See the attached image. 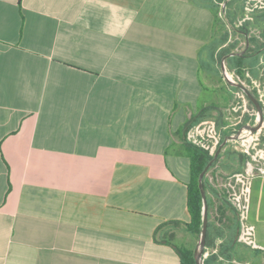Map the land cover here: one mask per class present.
Here are the masks:
<instances>
[{"label": "crops", "instance_id": "0c3cea01", "mask_svg": "<svg viewBox=\"0 0 264 264\" xmlns=\"http://www.w3.org/2000/svg\"><path fill=\"white\" fill-rule=\"evenodd\" d=\"M227 1L229 23L255 24L247 0ZM216 7L0 0V264H181L175 247L195 252L200 238L188 227L186 131L205 119L224 135L204 179L205 253L264 264V178L250 189L253 248L238 242L219 188L246 158L228 141L238 88L224 81L223 63L240 61L221 58ZM236 35L245 45L234 53L257 77L264 43Z\"/></svg>", "mask_w": 264, "mask_h": 264}, {"label": "built area", "instance_id": "2783aa9c", "mask_svg": "<svg viewBox=\"0 0 264 264\" xmlns=\"http://www.w3.org/2000/svg\"><path fill=\"white\" fill-rule=\"evenodd\" d=\"M252 1V4L247 2V6L250 9L248 11L249 14L255 10L263 11L264 0ZM227 3V0H217L218 18L227 24L226 28L229 33L227 46H229L233 40L234 29L228 22ZM260 40H262L261 36ZM223 67L225 68L223 73L224 81L239 84L245 91L251 93L263 111L261 126L255 132H250L248 127L255 128L259 123L258 111L245 91L237 89L234 92V100L228 110L229 128L234 129L232 137H235L240 132L239 137L232 141L245 156V166L240 172L228 175L225 178H219V188L238 217V242L247 248H253L256 244V237L254 228L249 222L250 189L254 179L258 177L264 178V56H262L258 65L257 77H254L251 71L246 68H242V74L241 71L239 73L237 70L227 68L225 63H223ZM242 124H246V127L239 130ZM186 141L191 146L206 153L209 158H214L222 146L224 135L215 119H205L187 129ZM214 254L218 255V251L215 250ZM207 257L208 253H205L204 260ZM220 260L226 262L224 258H220Z\"/></svg>", "mask_w": 264, "mask_h": 264}, {"label": "trees", "instance_id": "16d2710c", "mask_svg": "<svg viewBox=\"0 0 264 264\" xmlns=\"http://www.w3.org/2000/svg\"><path fill=\"white\" fill-rule=\"evenodd\" d=\"M219 1H223V0H219ZM247 1H248V4L253 3L252 0H247ZM216 9H217V22H218V25L220 26V30L222 31L221 38H220L221 39L220 44L218 46H223L229 41V33L228 31H225L223 27L224 25L222 24L221 20L218 18V8L216 7ZM251 14L253 16L252 18L255 23L253 24V28L261 27L262 28L261 37L264 38V7H263V11L255 10V11H252ZM259 16H262V17H259ZM259 20H260V23H258ZM230 24L234 29V34H236V31L241 30L247 36L250 35V30L247 28L248 26H251L250 24L248 23L245 24V27H242V26L240 27L239 25L233 22H230ZM252 39H253L252 37H250L249 39L250 45L257 46V43L259 42L261 43V41H258L255 38L254 39L255 41H257V43L253 41ZM235 47H236L235 44L229 45L228 47H226L227 49L223 50L221 54V58L233 54L235 52ZM232 59H235L240 62H238L236 66H233V67L231 66L230 69L237 70L239 73H241L240 70L243 67L242 66L243 64L241 62L242 59L237 58V57H234ZM188 145H189V154H190L191 162H192V183L189 187V197H188V209H189V213L191 215L192 220H191V223L188 225V227L192 233L199 236L201 232L202 222H203V215H202L203 199H202L201 191L199 188V178H200V175L203 173V171L208 166V164L213 160V158H209V156L203 151L191 146L190 144ZM204 187L206 190L205 183H204ZM206 247L213 248V244L210 242L209 235L207 236ZM175 248L179 256L181 257V264H196L194 251L186 249V248H179V247H175ZM220 258H224L226 262L221 261ZM228 262L229 263L233 262V257L228 255L224 250H220L219 255L209 256L208 259L205 260L204 264H227Z\"/></svg>", "mask_w": 264, "mask_h": 264}, {"label": "water", "instance_id": "95a60500", "mask_svg": "<svg viewBox=\"0 0 264 264\" xmlns=\"http://www.w3.org/2000/svg\"><path fill=\"white\" fill-rule=\"evenodd\" d=\"M240 56V54L237 53H233L227 57H237ZM225 71V68L223 67V72ZM231 85L237 87L240 90L245 91L239 84L236 83H232L230 82ZM249 97V99L251 100V102L253 103V105L256 107L258 114H259V123L257 125V127H248V129L250 130V132H255L257 130V128L259 126H261L262 122H263V111L262 108L260 106V104L258 103V101L256 100V98L249 92L245 91ZM240 135V132L237 133V135L235 137H230L228 139V141L230 140H236ZM225 145V144H224ZM219 155V152L217 153V155L214 157V159L208 164V166L206 167V169L203 171V173L200 175L199 178V188L201 191V195H202V199H203V222H202V227H201V232H200V238L198 241V245L197 248L194 252L195 255V259H196V264H204L205 260H204V256H205V250H206V242H207V236H208V222H209V206H208V199H207V194H206V190L204 187V179L206 174L208 173V171L210 170V168L212 167V165L214 164V162L216 161L217 157Z\"/></svg>", "mask_w": 264, "mask_h": 264}, {"label": "rangeland", "instance_id": "374dc122", "mask_svg": "<svg viewBox=\"0 0 264 264\" xmlns=\"http://www.w3.org/2000/svg\"><path fill=\"white\" fill-rule=\"evenodd\" d=\"M221 22L224 25L223 27H224L225 31H228L227 28H226L227 24L225 23V21H221ZM250 29L251 30H250V35L249 36L252 37L253 39L255 38L258 41H261L263 43L264 38L261 37L262 40H260V36H262V28L261 27H259V28L258 27H254L253 28V24H252V27L250 26ZM236 37H237V35L234 34L232 43H230V45H233V44L236 45L235 52L240 51L242 48H244V45H245V41H241L240 39H237ZM242 246H244V245H242Z\"/></svg>", "mask_w": 264, "mask_h": 264}]
</instances>
